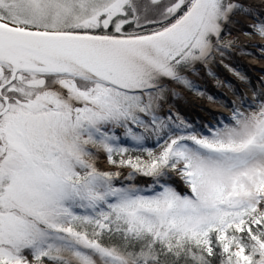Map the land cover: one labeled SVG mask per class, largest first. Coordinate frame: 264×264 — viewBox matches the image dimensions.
Returning a JSON list of instances; mask_svg holds the SVG:
<instances>
[{
  "label": "snow or ice",
  "instance_id": "obj_1",
  "mask_svg": "<svg viewBox=\"0 0 264 264\" xmlns=\"http://www.w3.org/2000/svg\"><path fill=\"white\" fill-rule=\"evenodd\" d=\"M241 11L0 0V264H264V93L207 135L160 114L164 81L193 88L182 73L232 47ZM124 168L151 184L117 186Z\"/></svg>",
  "mask_w": 264,
  "mask_h": 264
},
{
  "label": "rangeland",
  "instance_id": "obj_2",
  "mask_svg": "<svg viewBox=\"0 0 264 264\" xmlns=\"http://www.w3.org/2000/svg\"><path fill=\"white\" fill-rule=\"evenodd\" d=\"M238 2L251 14L241 11L233 15L226 25L223 39L226 42H233L232 47L225 49L223 56L217 54L207 65L202 64L187 73V79L195 81L199 86L200 90L197 92H190L173 81L164 85V100L160 107L162 118L166 119L172 115L177 123L179 120L187 124L196 123L198 131L207 135L209 128L230 119L231 114H226L222 110L228 108L232 113L234 107L243 110L245 103L254 106L256 98L264 93V38L253 33L251 27L257 16L264 18V0ZM253 63L256 66L252 65ZM252 90L255 91L253 98L249 95ZM236 96L240 97L242 106L237 102ZM154 150L159 151V148L156 147ZM97 167L104 171H116L103 154L98 156ZM119 171L121 175L114 183L117 186L121 183L133 185L131 180L127 179L130 169L124 168ZM133 181L139 187L151 184L150 178L143 176H135ZM172 182L179 191L187 192L178 178L174 177Z\"/></svg>",
  "mask_w": 264,
  "mask_h": 264
},
{
  "label": "trees",
  "instance_id": "obj_3",
  "mask_svg": "<svg viewBox=\"0 0 264 264\" xmlns=\"http://www.w3.org/2000/svg\"><path fill=\"white\" fill-rule=\"evenodd\" d=\"M224 35V34H223ZM189 80V79H188ZM189 81H191L192 82V85H193V88H188V87H185L184 85H182V84H179V85H181L182 87H184L186 90H188V91H190V92H197L198 90H200V88H199V86L197 85V83L195 82V81H193V80H189ZM177 123V122H176ZM191 126H192V128L193 129H195V130H199V127H198V125L195 123H191L190 124ZM127 146H129V147H131L132 145H131V142H128V145ZM145 147H147V148H152L153 150L156 148V147H158L157 146V144H156V140H155V138H151V139H148L146 142H145V145H144ZM136 154H139V153H136ZM131 182H132V184L133 185H136V186H138L139 187V185L137 184V183H135V181H133V179L131 180ZM122 185H125V184H123V183H121V185H118V186H122ZM148 185H142L141 186V188H145V187H147Z\"/></svg>",
  "mask_w": 264,
  "mask_h": 264
},
{
  "label": "bare ground",
  "instance_id": "obj_4",
  "mask_svg": "<svg viewBox=\"0 0 264 264\" xmlns=\"http://www.w3.org/2000/svg\"><path fill=\"white\" fill-rule=\"evenodd\" d=\"M252 65H254V66H256V64H252ZM254 90H252V91H250V93H249V95H250V97L251 98H253V96H254ZM247 97V96H246ZM236 99H237V102L242 106V102H241V99H240V97L239 96H236ZM223 109V108H222ZM219 111L221 110V109H218ZM222 111H224L225 113H229L230 111H229V109L227 108H225L224 110H222Z\"/></svg>",
  "mask_w": 264,
  "mask_h": 264
},
{
  "label": "water",
  "instance_id": "obj_5",
  "mask_svg": "<svg viewBox=\"0 0 264 264\" xmlns=\"http://www.w3.org/2000/svg\"><path fill=\"white\" fill-rule=\"evenodd\" d=\"M200 65V63H198V64H195L192 68H190L188 71H186V72H184V73H182L183 75H187V73L188 72H190V71H192L194 68H196L197 66H199ZM171 80H165L164 81V85H166L168 82H170Z\"/></svg>",
  "mask_w": 264,
  "mask_h": 264
},
{
  "label": "flooded vegetation",
  "instance_id": "obj_6",
  "mask_svg": "<svg viewBox=\"0 0 264 264\" xmlns=\"http://www.w3.org/2000/svg\"><path fill=\"white\" fill-rule=\"evenodd\" d=\"M239 13V12H238Z\"/></svg>",
  "mask_w": 264,
  "mask_h": 264
}]
</instances>
